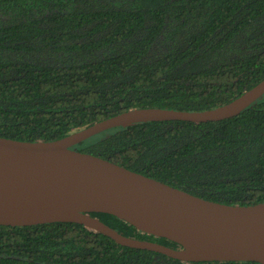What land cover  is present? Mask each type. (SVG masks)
Masks as SVG:
<instances>
[{
    "label": "trees",
    "instance_id": "16d2710c",
    "mask_svg": "<svg viewBox=\"0 0 264 264\" xmlns=\"http://www.w3.org/2000/svg\"><path fill=\"white\" fill-rule=\"evenodd\" d=\"M264 78V0H0V136L55 140L131 108L203 111ZM204 199L264 201V94L237 115L114 127L74 145ZM117 232L166 246L107 213ZM0 264L182 262L74 222L0 225Z\"/></svg>",
    "mask_w": 264,
    "mask_h": 264
},
{
    "label": "water",
    "instance_id": "95a60500",
    "mask_svg": "<svg viewBox=\"0 0 264 264\" xmlns=\"http://www.w3.org/2000/svg\"><path fill=\"white\" fill-rule=\"evenodd\" d=\"M263 94L264 78L228 103L208 110L131 108L55 140L0 136V225L74 222L120 245L157 251L182 262L264 264V201L239 205L204 199L74 148L100 132L138 122L225 119ZM93 212L111 214L179 248L125 236Z\"/></svg>",
    "mask_w": 264,
    "mask_h": 264
}]
</instances>
